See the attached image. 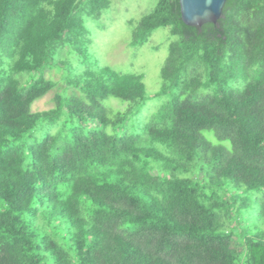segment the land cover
<instances>
[{
    "label": "trees",
    "instance_id": "obj_1",
    "mask_svg": "<svg viewBox=\"0 0 264 264\" xmlns=\"http://www.w3.org/2000/svg\"><path fill=\"white\" fill-rule=\"evenodd\" d=\"M110 7L0 0V264H264V0L202 27L157 0L131 41L169 28L153 94L87 67L85 19Z\"/></svg>",
    "mask_w": 264,
    "mask_h": 264
},
{
    "label": "rangeland",
    "instance_id": "obj_2",
    "mask_svg": "<svg viewBox=\"0 0 264 264\" xmlns=\"http://www.w3.org/2000/svg\"><path fill=\"white\" fill-rule=\"evenodd\" d=\"M156 1L111 0V7L103 12L101 18H86L85 26L91 39L89 50L93 58L87 64L88 69L95 70L101 66L110 67L123 74L143 75L148 94L156 93L161 87L160 71L168 56V47L173 41L169 28L156 30L143 46L131 45L134 27L143 16L154 9ZM130 21L134 26L129 24ZM72 51L66 48L59 52L58 57L77 64L78 57ZM46 76L62 83V72L58 74L53 71ZM55 93L51 92L34 102L32 112L51 109L54 106ZM166 100L167 97H160L149 101L139 118L140 121ZM126 107L125 103L117 100L110 102L112 112L123 111Z\"/></svg>",
    "mask_w": 264,
    "mask_h": 264
},
{
    "label": "water",
    "instance_id": "obj_3",
    "mask_svg": "<svg viewBox=\"0 0 264 264\" xmlns=\"http://www.w3.org/2000/svg\"><path fill=\"white\" fill-rule=\"evenodd\" d=\"M227 0H179L183 23L188 27L217 24Z\"/></svg>",
    "mask_w": 264,
    "mask_h": 264
}]
</instances>
